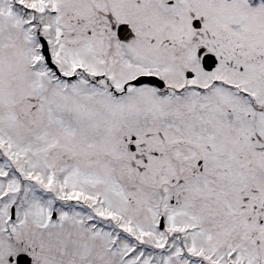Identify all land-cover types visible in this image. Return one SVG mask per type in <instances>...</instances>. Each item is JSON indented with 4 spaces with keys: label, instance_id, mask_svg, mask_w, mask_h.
I'll use <instances>...</instances> for the list:
<instances>
[{
    "label": "snow or ice",
    "instance_id": "obj_1",
    "mask_svg": "<svg viewBox=\"0 0 264 264\" xmlns=\"http://www.w3.org/2000/svg\"><path fill=\"white\" fill-rule=\"evenodd\" d=\"M0 264H264V0H0Z\"/></svg>",
    "mask_w": 264,
    "mask_h": 264
}]
</instances>
